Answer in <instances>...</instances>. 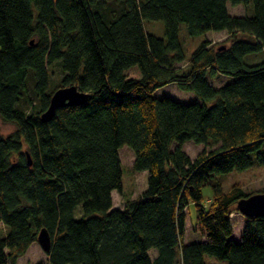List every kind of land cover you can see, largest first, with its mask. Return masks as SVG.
Masks as SVG:
<instances>
[{
  "label": "trees",
  "instance_id": "16d2710c",
  "mask_svg": "<svg viewBox=\"0 0 264 264\" xmlns=\"http://www.w3.org/2000/svg\"><path fill=\"white\" fill-rule=\"evenodd\" d=\"M248 3L252 16L228 11ZM145 21L163 22L164 37ZM181 24L191 36L226 31L229 43L220 49L206 38L186 59ZM259 53L264 0H0V118L15 126L0 134V264H17L42 228L51 248L34 264H206L205 255L264 264L263 216L244 217L240 239L232 238L230 214L252 193L214 182L264 168V57L247 60ZM52 64L59 87L88 97L43 122L59 88L50 84ZM208 75L232 80L214 87ZM171 83L199 101L154 96ZM187 141L214 147L192 160ZM124 145L147 186L114 208ZM190 203L202 236L188 243Z\"/></svg>",
  "mask_w": 264,
  "mask_h": 264
},
{
  "label": "rangeland",
  "instance_id": "374dc122",
  "mask_svg": "<svg viewBox=\"0 0 264 264\" xmlns=\"http://www.w3.org/2000/svg\"><path fill=\"white\" fill-rule=\"evenodd\" d=\"M228 11L231 15L236 16H252L254 14V8L252 3L239 4L232 6L228 4ZM145 28L147 32L154 34L158 37H164V23L161 21H145ZM228 33L226 31H209L205 34L191 36L187 33L186 28L183 24L180 25L179 37L183 47V51L186 59H189L192 52L198 47V45L204 40L209 39L214 45H225L229 43ZM241 37V35H239ZM264 57L263 53L250 56L247 60L250 62L259 61ZM50 73V84L56 87L61 85V69L58 64H52L49 66ZM131 77H138L140 75L137 67H131L127 71ZM210 80V76L208 75ZM232 78L227 75L214 76L210 83L214 87L221 86L230 82ZM155 97L168 96L181 103H194L199 101L198 97L188 91L179 89L174 83L167 84L155 90ZM15 130V126L11 123H6L0 118V134L6 136ZM214 146L196 144L193 141H187L182 145L184 151L193 160L201 151L210 150ZM119 156L121 160V190L113 191V207L117 208L123 205L124 199L135 198L142 193L147 186V172H135L132 169L133 164V151L127 145H124L119 149ZM214 182H219L223 191L228 192L233 184H240L246 193L264 192V168L258 165L243 170V171H232L228 174L218 175L215 177ZM204 203L207 204L208 200L212 198L213 190L211 185L207 184L202 189ZM187 212V227H186V241L194 242L199 241L201 238L200 230L197 228L196 213L194 204L190 203L186 209ZM233 215H231V221L233 223V234L232 238L239 240L244 224V216L237 210L233 209ZM76 217L80 216V208L78 207L75 211ZM4 228L0 224V235H3ZM150 255L153 257L155 251L151 250ZM46 252L42 249L38 242H34L28 248L26 253L17 260V264H34L39 261H46ZM206 264H227L225 260H219L215 257L205 255Z\"/></svg>",
  "mask_w": 264,
  "mask_h": 264
},
{
  "label": "water",
  "instance_id": "95a60500",
  "mask_svg": "<svg viewBox=\"0 0 264 264\" xmlns=\"http://www.w3.org/2000/svg\"><path fill=\"white\" fill-rule=\"evenodd\" d=\"M221 46L220 49H223ZM88 93L80 91L75 85L59 87L51 94L47 109L41 114V121H49L56 110L63 106L82 104ZM28 164H31L28 160ZM237 210L244 217H264V192H256L240 198L236 203ZM37 242L45 252L51 248V238L48 231L42 228L37 237Z\"/></svg>",
  "mask_w": 264,
  "mask_h": 264
},
{
  "label": "built area",
  "instance_id": "2783aa9c",
  "mask_svg": "<svg viewBox=\"0 0 264 264\" xmlns=\"http://www.w3.org/2000/svg\"><path fill=\"white\" fill-rule=\"evenodd\" d=\"M230 215H233V213H231Z\"/></svg>",
  "mask_w": 264,
  "mask_h": 264
},
{
  "label": "crops",
  "instance_id": "0c3cea01",
  "mask_svg": "<svg viewBox=\"0 0 264 264\" xmlns=\"http://www.w3.org/2000/svg\"><path fill=\"white\" fill-rule=\"evenodd\" d=\"M120 206H122V205H120Z\"/></svg>",
  "mask_w": 264,
  "mask_h": 264
}]
</instances>
